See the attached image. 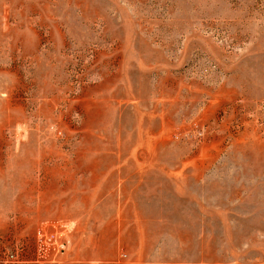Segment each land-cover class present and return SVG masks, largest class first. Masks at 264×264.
I'll return each instance as SVG.
<instances>
[{
  "label": "rangeland",
  "instance_id": "rangeland-1",
  "mask_svg": "<svg viewBox=\"0 0 264 264\" xmlns=\"http://www.w3.org/2000/svg\"><path fill=\"white\" fill-rule=\"evenodd\" d=\"M0 264H264V0H0Z\"/></svg>",
  "mask_w": 264,
  "mask_h": 264
},
{
  "label": "built area",
  "instance_id": "built-area-1",
  "mask_svg": "<svg viewBox=\"0 0 264 264\" xmlns=\"http://www.w3.org/2000/svg\"><path fill=\"white\" fill-rule=\"evenodd\" d=\"M13 256H10V258H12Z\"/></svg>",
  "mask_w": 264,
  "mask_h": 264
}]
</instances>
